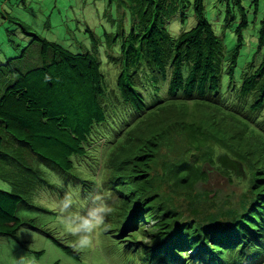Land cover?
I'll return each instance as SVG.
<instances>
[{"label": "trees", "instance_id": "1", "mask_svg": "<svg viewBox=\"0 0 264 264\" xmlns=\"http://www.w3.org/2000/svg\"><path fill=\"white\" fill-rule=\"evenodd\" d=\"M205 1L192 4L196 26L172 37L167 25L187 20L190 0H109L117 31L100 38L87 28L91 49L78 53L10 15L20 50L0 65V179L13 186L0 191V236L49 234L18 212L36 209L27 197L52 188L48 169L70 175L76 159L94 163L83 193L107 175L113 202L103 229L144 264H264V17L237 77L249 11L244 0H217L225 28L240 19L229 50ZM253 4L258 13L260 0ZM215 178L247 188L222 200L204 187Z\"/></svg>", "mask_w": 264, "mask_h": 264}, {"label": "rangeland", "instance_id": "2", "mask_svg": "<svg viewBox=\"0 0 264 264\" xmlns=\"http://www.w3.org/2000/svg\"><path fill=\"white\" fill-rule=\"evenodd\" d=\"M254 0H244V6L249 11L250 26L244 33L245 46L239 57V64L236 75L240 77L245 65L253 58L257 50L258 32L261 27V20L264 17V0H260V9L255 11ZM186 17L187 20L181 22L174 20L167 25V31L172 37H177L183 31H188L196 26L197 21L194 16L193 2L190 0ZM1 10H4L2 12ZM17 17L22 23L32 27V30L49 41L61 43L69 47L73 52L78 53L85 49H91L89 33L87 28L94 31L100 38L107 32L115 33L118 23L119 11L116 5L110 6L109 0H0V65L7 63L17 56L20 48L17 46L20 41L16 34H8L7 29L14 25L9 21L12 17ZM205 17L212 25L218 36L222 37L227 49H233L236 42V28L240 19L233 24L232 28H225V16L223 6L217 0L205 1ZM115 21V23L113 22ZM130 19L124 18L125 30L130 29ZM14 29H18L17 26ZM22 45L25 46L27 43ZM264 114V110H263ZM76 169L70 175L59 176L47 171L46 180L52 188H42L34 195L27 197L25 205H33L36 209H29L18 212L22 219L37 220V227L48 235L36 230H21L17 240L0 236V264H144L142 256L134 251L133 247H127L117 241H111L107 230L103 225L107 222V212L103 225L96 230L94 238L87 247L79 248L74 246V237L70 236L60 222V217L55 210L53 201L59 200L63 191L69 188H61L63 185L78 187L83 193L80 185L81 178L93 179L92 172L94 163L90 161L87 165H80L74 159ZM44 167H42L43 169ZM107 186L108 177L103 171L101 175ZM221 181L218 178L206 184L205 189L214 193L217 192L222 200H238L239 196L246 190L247 184L232 178ZM0 190L11 193L13 186L0 179ZM91 193H83L85 197L91 199ZM113 202L112 200H108ZM77 205H70L68 212L75 211ZM47 225L48 228H43ZM111 232V231H110ZM118 233L117 235H119ZM55 239L65 247H71L78 255L77 257L67 255L52 239ZM22 242L26 244L23 245Z\"/></svg>", "mask_w": 264, "mask_h": 264}, {"label": "clouds", "instance_id": "3", "mask_svg": "<svg viewBox=\"0 0 264 264\" xmlns=\"http://www.w3.org/2000/svg\"><path fill=\"white\" fill-rule=\"evenodd\" d=\"M103 183L102 178L96 180V191L90 194L91 200L85 197L78 187L65 186L61 183L62 190L65 187L69 190L63 191L60 199L53 201L60 222L66 232L74 237L73 243L76 247H87L94 238L97 228L104 223L110 194L103 188ZM70 205H77L76 210L68 212Z\"/></svg>", "mask_w": 264, "mask_h": 264}, {"label": "water", "instance_id": "4", "mask_svg": "<svg viewBox=\"0 0 264 264\" xmlns=\"http://www.w3.org/2000/svg\"><path fill=\"white\" fill-rule=\"evenodd\" d=\"M227 162L229 163V166L227 168H229L232 171L238 172V174L241 173V167L233 162H230L229 160H227Z\"/></svg>", "mask_w": 264, "mask_h": 264}]
</instances>
